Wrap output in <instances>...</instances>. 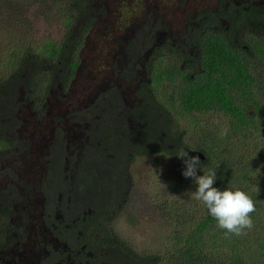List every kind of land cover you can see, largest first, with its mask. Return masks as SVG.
<instances>
[{
  "label": "trees",
  "instance_id": "obj_1",
  "mask_svg": "<svg viewBox=\"0 0 264 264\" xmlns=\"http://www.w3.org/2000/svg\"><path fill=\"white\" fill-rule=\"evenodd\" d=\"M90 1L72 0L74 7L64 9L70 20L69 32L60 42L50 41L38 48L19 45L11 52L15 59L10 64L11 73L0 78V148L10 147L12 154H18L21 142L9 136L19 127L16 116L19 88L28 95L30 91L38 96L42 105L50 98L51 91L59 96V88H64L62 96L68 104L62 103L65 110L58 111L62 117H69L71 103L79 98H83L80 105L87 101L84 96L93 84L99 93L100 105L106 108L108 95L120 89L122 83L124 88H131L124 94L132 96L133 104L131 114L126 113L124 121L132 116L136 122L134 126H127V121L123 124V136L143 156L171 158L182 170L179 168L173 176L169 173L171 180H168V188L173 187L180 195L156 196L158 212L169 227L163 248L139 253L132 243L115 240L109 233L110 224L116 218L129 216L127 221L135 225L137 214L126 215L129 211L124 214L125 210L121 209L123 197L132 184L123 182L129 175L126 170L128 149L112 148L118 155L115 157L123 155V161L108 158V150H112L108 142L115 136H107L108 141L98 145L101 164L97 160L85 163L84 166H93L90 169L94 173L89 170V181L87 178L80 186L76 185L82 190L88 183L96 184L102 196L92 194L80 204V215H76L78 227H74L73 217L64 214L65 219H62L70 223V229L83 241L80 245L71 242L73 260L77 264H264V30L250 32L240 26V21L244 26L245 22L249 25L248 18L258 20V10L230 4L224 15L238 22L235 30H226L225 26L213 29L211 24L217 19L218 8L197 10L181 23L186 26L182 32L195 38L189 50L178 43L169 44L170 47L168 43H158L154 46L158 55L141 54L144 62L143 72L139 74L140 71L132 73L129 64L125 65L128 60L124 54L129 52L125 53L129 43L127 35L134 25H131L128 8L122 12L124 15L119 22L123 25L122 34L114 30L109 36H102L92 31L91 21L80 23L79 15L88 14ZM138 7L143 10V0H137L134 13ZM91 34L95 40L90 39ZM112 45L122 46L113 61L105 56L114 49ZM152 45L153 41L148 48ZM118 60L122 62L119 69ZM100 63L105 65L104 72L94 74V66ZM78 74L82 76L78 94L70 101L67 94ZM35 83L38 86L44 83V96L41 97ZM99 111L98 108L97 113ZM106 111L103 109L100 116ZM225 125L229 133L222 137L219 133ZM181 148L189 156L200 152L205 155L204 160L199 158L197 175L214 168L215 187L223 190L229 184L238 185L256 200V211L251 214L252 229H244L239 236L227 233L218 227L202 202L192 199L191 192L197 186L193 178L182 174L185 164L176 155ZM21 152L27 153V150ZM84 152L91 155L88 149ZM66 154L69 152L63 148L61 155ZM76 162V171L80 172L83 164L79 159ZM5 213L8 211L2 208L0 215ZM85 242L89 245L84 248ZM90 243H93L92 249ZM89 252L93 253L90 262ZM51 259L47 258L46 261L50 260L47 264H54ZM69 262L64 260L62 264Z\"/></svg>",
  "mask_w": 264,
  "mask_h": 264
},
{
  "label": "rangeland",
  "instance_id": "obj_2",
  "mask_svg": "<svg viewBox=\"0 0 264 264\" xmlns=\"http://www.w3.org/2000/svg\"><path fill=\"white\" fill-rule=\"evenodd\" d=\"M143 1V10L138 7L137 12L134 13L137 7V0H91L88 14L86 16L79 15L82 17L80 23L91 21L94 27L92 31L98 32L102 36H109L114 30H119V33L122 34L120 29H122L123 25H120L119 22L128 8L131 25L132 23L134 25L127 35L129 43L128 45L125 44V48L127 45L125 53L129 51L124 54L128 60L125 63L126 65L135 61H143L139 56L144 53L153 41L151 35L153 30L150 29V25L154 27L157 19L159 24H168L169 28L177 29L181 26V23L183 24L186 19L195 13V8L199 2H204L207 7L212 8L215 7L219 0H163V2L161 0H152L151 6L149 5L150 0ZM72 6L74 7L72 0H0V78H4L11 73L10 64L15 60L12 58L11 52L19 45L24 47L33 45L34 48H38L44 47L50 41L60 42L63 40L69 32L67 25L70 23L67 18L68 13L64 12V9ZM123 11L124 13H122ZM181 11L185 13H180ZM149 16H152L151 20H149ZM92 37L93 34H91L90 39ZM170 38V34L161 33L158 43ZM92 40L95 39L92 38ZM111 47L114 49L108 51L105 56L113 61L122 46L119 45L115 48V45H112ZM145 55H149V52H146ZM116 64L119 69L122 62L118 60ZM104 67L105 65L102 63L96 64L92 71L94 74H100L104 72ZM43 76L45 75L43 74ZM81 77L78 74L70 86L67 94L70 101L78 94ZM35 84L37 85V90L40 88L41 97L44 96V83L39 84V86L38 83ZM60 85L58 83V88ZM120 85L123 96L128 101L124 92L130 91L131 88H124L122 83ZM94 86L95 84L84 96L87 101L80 105L83 98H79L71 103L72 108L69 111L71 116L69 117H62L61 111H58V109L65 110L62 103L68 104L64 96H62L64 88H59L58 94L61 98L56 92L51 91V94H49L50 98L43 105L39 101L38 96L29 91L31 99H28L26 90H23L22 87L19 88L20 91L16 99L18 103L16 116L19 121V127L13 132L12 137L9 136V138H16L22 142L19 145L17 154L22 156H20L21 161H18L10 156L12 152L0 148L6 154L0 156V184L7 182L5 178L7 174L4 170L6 165L4 163H10V161L15 160L16 163L14 165L19 162H22L23 166L26 165L24 160L25 153L21 152L26 150V148L29 149L30 156L33 159H41L42 156H47L46 153H49L55 145L57 133L61 137L67 136L73 141L82 142L78 136V130H83L84 128H77L72 121L76 117L79 119L81 115H84L90 106L96 110L92 115V118L95 117L94 120H96L97 115H100L97 114L98 108L100 113L103 112V106L102 104L100 105L98 99L99 93ZM73 113L74 116L72 115ZM57 117L60 119H56ZM101 119V117L97 118V120ZM85 120L88 123L90 122L88 119ZM103 124L114 126L115 123L113 120H106ZM88 140L89 138H85L83 142ZM7 143L10 145V142ZM82 153L83 150H76L74 155L79 157ZM170 159L155 155L137 157L133 162L129 163L127 168V172L130 175L129 181L132 184L123 197L121 209L125 210L124 214L129 211L126 215H129L130 212L137 214L135 225L127 221L130 218L129 216L122 215L110 224L109 233L115 240L132 243L139 253L159 251L163 248V238L169 231L167 223L164 224V218H161L158 212L156 196H162L165 193L175 197L180 195L179 191L173 187L168 188L171 180H169V173L173 176L179 168L181 169L180 166L175 165L176 162L174 160ZM96 162L99 163L98 161ZM69 164L70 162L66 163L64 171L67 172L75 168H71L72 165ZM23 173L24 170L22 168L19 169L18 174L22 176ZM165 225L167 228H165ZM25 243H28V241ZM23 247L25 248L22 249V252H25L29 246L23 245ZM25 261L34 264L33 259L29 255L23 254L20 256V263H25Z\"/></svg>",
  "mask_w": 264,
  "mask_h": 264
},
{
  "label": "flooded vegetation",
  "instance_id": "obj_3",
  "mask_svg": "<svg viewBox=\"0 0 264 264\" xmlns=\"http://www.w3.org/2000/svg\"><path fill=\"white\" fill-rule=\"evenodd\" d=\"M230 4L239 7L243 5V9L246 10L250 8L255 10L256 8L260 15L259 19L249 21L248 18L246 21L249 25L245 22L244 26L240 21V26L250 32L252 30H264V0H219L215 7L212 8L207 7L204 2H199L194 14L199 9L208 11L218 8L217 19L214 20V24H211L213 29L217 30L219 27L225 26L226 30H235L238 22L234 19H228L229 16L224 15ZM156 21L157 23L154 27L150 25V29L153 30L152 34L150 33L153 37V45L144 51V55L146 52L152 53L153 56L158 55V51L154 46L158 44L161 33H168L171 35V38L159 44L168 43V45H177L178 43L181 48L189 50L195 38L182 32L186 26L172 29L168 27V24L161 25L158 23V19ZM182 36L184 38L180 40ZM141 54L140 58H142ZM143 62L144 60L130 63L131 72L140 71L139 74H141L143 72ZM124 95L128 98V101L124 98L121 89L114 90L108 95L106 101L107 107L103 108L107 110L106 113L103 116L97 115V118L103 117L101 120H97V118L94 120L95 117L92 118V115L96 111L92 106L89 107L84 115L80 116L81 119L75 116L76 118L72 122L75 123L77 128H84L83 130H78L81 143L73 141L67 136L61 137L57 133L56 143L51 151L46 153L47 156H42L41 159H33L30 156L29 149L26 148L27 153L24 155L25 166H23L22 162L14 165L16 163L15 160L10 161V163H4L6 165L4 170L7 174L5 175L7 182L5 181V183L0 184V210L5 208L8 213L0 215V264H30L28 261L20 263V256L23 254L29 255L33 259L34 264H43V259H45L44 264H47L50 262V260L46 261L49 257H52L51 260L54 261V264H62L64 260L70 261L69 264H77V261L73 260L75 258L70 255V251L73 250L70 244L74 241V245H78V243L80 245L83 241H81L79 235H76L70 229V223L66 222V220L63 222L64 220L62 219H65L63 218L64 214L67 217H73L72 223L74 227H78L76 215H80L78 213L80 204L85 202L86 198L92 196V194L102 196L98 186H95L96 184L88 183L82 190L76 186H80V182H86L87 178L89 181V175L91 174L89 170L92 171L90 168L93 166L87 167L84 164L92 160H97L101 164L102 156L97 153L99 151L98 145L102 141L107 142V136H115L111 142H108L109 149L121 148L124 151L128 149L126 157L128 160L125 159L128 161V164L133 162L137 157L143 156L136 151L131 141L127 140L125 135L123 136L122 134V126L126 121L127 126L136 125L132 116L124 121L126 113L131 114L133 109V104L131 105L132 96ZM27 96L28 99H31L28 94ZM97 114H100V111ZM72 115L74 116V113ZM85 119H88L90 122L88 123ZM106 120H113L114 126L102 125ZM85 138H89V140L83 142ZM89 144L92 146H89ZM63 148L66 152H69L68 155H61ZM6 149L10 151L9 147ZM84 149H88L91 155H84ZM113 149H107L109 153L107 155L108 158L123 161V155L119 156V158L115 157L118 155H115L116 153ZM76 150H83V153L78 157L74 155ZM134 151H136V154H134ZM2 155L6 154L0 150V156ZM10 156L21 161L20 156L22 155L10 154ZM77 159L83 164L80 172L76 171ZM66 162H70L71 168H75L67 172L64 171L63 166ZM21 168L24 170L22 176L18 174ZM74 175L77 176L72 180ZM129 180L130 175H127L123 182H129ZM78 232L79 234L82 233ZM27 241L28 243H25ZM92 244L90 249L93 248ZM23 245L29 246L25 252H22V249L25 248ZM87 245H89V242H85L84 248ZM88 254V262H90L93 253L89 252ZM79 264L83 263L80 262Z\"/></svg>",
  "mask_w": 264,
  "mask_h": 264
},
{
  "label": "clouds",
  "instance_id": "obj_4",
  "mask_svg": "<svg viewBox=\"0 0 264 264\" xmlns=\"http://www.w3.org/2000/svg\"><path fill=\"white\" fill-rule=\"evenodd\" d=\"M228 133L229 127L225 125L219 134L224 137ZM176 155L185 164L182 174L186 178H193L197 186L191 192L192 199L202 202L208 213L216 219L219 228L237 236L243 234L244 229L253 228L251 214L256 211V200L247 191L232 184L223 190L215 187L216 169L208 168L207 171L203 170V175H197V166L200 164L198 156H189L184 148L177 151Z\"/></svg>",
  "mask_w": 264,
  "mask_h": 264
},
{
  "label": "water",
  "instance_id": "obj_5",
  "mask_svg": "<svg viewBox=\"0 0 264 264\" xmlns=\"http://www.w3.org/2000/svg\"><path fill=\"white\" fill-rule=\"evenodd\" d=\"M194 156H198L199 158H201L202 160L205 159V155L203 153H194Z\"/></svg>",
  "mask_w": 264,
  "mask_h": 264
}]
</instances>
